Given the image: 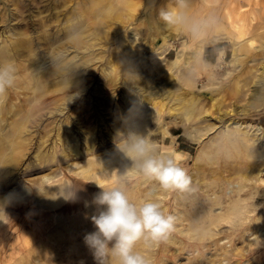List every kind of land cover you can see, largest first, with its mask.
<instances>
[{"label": "rangeland", "instance_id": "374dc122", "mask_svg": "<svg viewBox=\"0 0 264 264\" xmlns=\"http://www.w3.org/2000/svg\"><path fill=\"white\" fill-rule=\"evenodd\" d=\"M105 1L0 0V63L7 52L17 69L14 86L0 96V204L6 215L0 213V264H97L84 243V236L95 230L91 217L99 211L93 202L101 191L96 183H107L101 176L105 169H131V161L116 149L119 134L129 131L149 137L161 152L181 157L192 178L189 192H153L177 223L166 242L138 245L152 264H208V259L264 264V235L258 230L264 220V96L257 95L264 89V0H192V15L213 11L219 19L202 40L158 20L159 8L175 0H107L113 8L109 17L102 10ZM54 59H62L67 68L78 62L79 72L71 74L77 83L60 91L35 90L45 78L30 76L42 66L52 70ZM30 60L36 64L30 74L17 66ZM111 66L116 70L111 72ZM127 69L132 71L126 74ZM124 107L133 115L127 121L118 112ZM243 133L254 139L247 147L239 145ZM247 149L261 155L247 159L254 177L236 193V174L247 164ZM227 176L235 179L227 185L219 181ZM65 182L75 184V201L58 195ZM152 188L130 175L127 191L133 201ZM236 196L243 208L230 223L210 225L208 217L202 218L209 210L212 215L225 210ZM197 214L204 220H196ZM202 222L208 226L205 236L196 230Z\"/></svg>", "mask_w": 264, "mask_h": 264}, {"label": "clouds", "instance_id": "9594fccd", "mask_svg": "<svg viewBox=\"0 0 264 264\" xmlns=\"http://www.w3.org/2000/svg\"><path fill=\"white\" fill-rule=\"evenodd\" d=\"M191 6L192 0H175L172 6L159 8L158 20L166 28L184 32L195 40L205 39L219 25V19L213 11L196 17L191 14ZM16 76L13 62L0 63V96L14 86ZM119 137L116 149L131 161V169L101 172L107 183H97L101 191L93 202L99 211L91 217L95 230L84 236V243L97 264H152L151 257L138 245L143 242L150 248L166 242L177 223V217L164 210L153 192H189L192 178L179 157L161 152L149 137L133 131L120 133ZM130 175L142 177L153 186L139 201H133L128 194ZM59 186V196L66 201L76 200L74 183ZM0 213L6 216L4 204H0Z\"/></svg>", "mask_w": 264, "mask_h": 264}, {"label": "bare ground", "instance_id": "6f19581e", "mask_svg": "<svg viewBox=\"0 0 264 264\" xmlns=\"http://www.w3.org/2000/svg\"><path fill=\"white\" fill-rule=\"evenodd\" d=\"M97 1H99V0H97ZM93 2H95V1H93ZM102 5V4H101ZM100 6V5H99ZM103 11H104V15L106 16V17H109V16H111L110 15V13H112V9L113 8H111V5H110V3H109V1H105L104 2V4H103ZM100 10V9H99ZM149 13V12H148ZM75 27V26H74ZM91 27V26H90ZM88 31V30H87ZM93 31V30H92ZM84 32V31H83ZM88 32H91V31H88ZM85 34V33H84ZM95 34V33H94ZM88 36H89V34H87ZM87 35H85L86 37H88ZM84 36V35H83ZM98 36H100L101 37V35H98ZM85 37V38H86ZM57 38V37H56ZM94 39H96L95 37H93ZM92 38V39H93ZM99 38V37H98ZM96 39V40H99V39ZM102 38V37H101ZM103 39V38H102ZM88 39H86V41H87ZM21 41V40H20ZM84 41V40H83ZM105 42H106V40H104ZM122 41V40H121ZM95 42V41H94ZM99 42V41H98ZM100 42H102V40L100 41ZM104 42V43H105ZM166 39L163 37V43H165L166 44ZM83 43H85V42H83ZM76 44V43H75ZM82 45V44H81ZM100 45V44H99ZM10 46V45H9ZM70 46H72V45H70ZM89 46V45H88ZM104 46V44H102V46L101 47H103ZM86 47H87V45H86ZM91 47V46H90ZM105 47H106V45H105ZM108 47V46H107ZM89 48V47H88ZM93 48H95V45H94V47ZM92 48V51L94 50ZM119 48V47H118ZM77 49V48H76ZM87 49V48H86ZM122 49V48H121ZM120 49V50H121ZM61 50V49H60ZM123 51H124V49H122ZM127 50V49H126ZM77 51V50H76ZM88 51V50H87ZM97 51V50H96ZM55 51H53L52 53H54ZM57 53H59L58 51H56ZM62 52V51H61ZM75 53V52H74ZM77 53V52H76ZM86 53V52H85ZM95 52H93V54H94ZM121 53L123 54L124 52H122L121 51ZM60 54V53H59ZM64 54V53H63ZM112 54V53H111ZM15 56H19L20 55V53L19 52H15V54H14ZM55 55V54H54ZM53 55V56H54ZM73 55V54H72ZM75 55V54H74ZM59 56V55H58ZM69 56V55H68ZM93 56V55H92ZM94 56H95V54H94ZM99 56V55H98ZM2 57H4L3 59H2V61H4L5 63H7V61L12 57V56H10L9 55V53L7 54V52H6V54H4ZM33 57V56H32ZM49 57V56H48ZM76 57V56H75ZM118 57H119V55H118ZM132 57V56H131ZM53 58V57H52ZM51 58V59H52ZM55 58V57H54ZM81 58V57H80ZM87 58V57H86ZM95 58V57H94ZM28 59V58H27ZM32 59V58H31ZM63 59H64V57H63ZM67 59V58H66ZM72 59V58H71ZM85 59V58H84ZM110 58H108V60H109ZM112 59V58H111ZM110 59V60H111ZM116 59V58H115ZM125 59V58H124ZM14 60V59H13ZM73 60V59H72ZM72 60H70V61H72ZM88 60V59H87ZM93 60V59H92ZM95 60V59H94ZM108 60H106V61H108ZM110 60H109V62H110ZM114 60V59H113ZM141 60V59H140ZM62 59H59L58 61H57V59H56V61H55V59H54V65H56L52 70L51 69H49V70H44L43 71V66H42V70H40L39 72H38V70H37V74L36 75H34V74H32L31 76H30V80L32 79V77H33V79H35L36 81H38L39 80V78L40 77H43V78H45V82H39L38 84H37V87L36 88H34L35 90H38V89H45V90H50V88L51 87H54L55 89L54 90H62L63 89V87H66L67 85H73V84H76L77 83V78L76 77H71V74H73L74 76H76V74H77V67H79V64H78V62L77 63H72L73 65L71 66V67H68L67 68V66H63L62 64ZM67 61V60H66ZM66 61H64V62H66ZM75 61V60H74ZM84 62V61H83ZM85 62H87L86 61V59H85ZM89 62V61H88ZM88 62L86 63V64H88ZM95 62V61H94ZM104 62V61H103ZM108 62V63H109ZM67 63V62H66ZM80 63V62H79ZM113 63V62H112ZM45 64V63H44ZM68 64H69V62H68ZM67 64V65H68ZM81 64V63H80ZM85 64V63H84ZM84 64H83V66H84ZM85 64V65H86ZM107 64V63H106ZM111 64V63H110ZM114 64H116V62L114 61ZM113 64V65H114ZM34 65H36L35 64V61L34 60H30L27 64H24V63H18V65L17 66H19V68H21V69H23V70H32V71H34V70H36L35 68L34 69H31V67H33ZM53 65V66H54ZM117 65V64H116ZM127 65V64H126ZM125 65V67H127ZM81 67H82V65H80ZM88 66V65H87ZM129 66V65H128ZM16 67V66H15ZM67 69H66V68ZM80 67V68H81ZM85 67V66H84ZM112 67V66H111ZM114 67H116L115 65H114ZM132 67V66H131ZM40 68V67H39ZM88 68V67H87ZM130 68V67H129ZM155 68V67H154ZM48 69V68H47ZM30 70H29V73L28 74H30ZM80 70V69H79ZM86 70V69H85ZM113 70H116V68H113L112 67V70H111V72L113 71ZM124 70V69H123ZM130 70L131 69H127L125 72H126V74L127 73H130ZM139 70V69H138ZM19 71V70H18ZM120 71V70H119ZM122 71V70H121ZM132 71V70H131ZM79 72V71H78ZM86 72V71H85ZM105 72V71H104ZM110 72V73H111ZM115 72V71H114ZM124 72V73H125ZM20 73H22V72H20ZM81 73V72H80ZM83 73V72H82ZM166 73V72H165ZM26 74V73H25ZM106 74H108V73H106ZM118 74H121V72L120 73H118ZM168 74V73H167ZM22 75V74H21ZM54 75V77H51V76H53ZM72 75V76H73ZM90 75V74H89ZM123 75H125V74H123ZM170 75V74H169ZM77 76H79V73H78V75ZM83 76V75H82ZM129 76V75H128ZM166 76V75H165ZM171 76V75H170ZM101 77V76H100ZM141 77V76H140ZM173 77V76H172ZM27 78H28V76H27ZM42 78V79H43ZM82 77H80V79H81ZM84 78V77H83ZM129 79L128 80H130V77H128ZM132 78H134V79H136L137 78V73H136V75H133V77ZM167 78H171V77H167ZM166 78V79H167ZM41 79V78H40ZM133 80V79H132ZM152 80V79H151ZM33 81V80H32ZM44 81V80H43ZM84 81V80H83ZM134 81V80H133ZM162 81V80H161ZM167 81V80H166ZM84 83V82H83ZM86 83V82H85ZM32 84H35V83H32ZM153 84V83H152ZM151 84V85H152ZM34 86V85H33ZM33 86H32V89H33ZM173 86V85H172ZM85 87L86 86H84V89H85ZM75 89H76V87H74ZM173 88V87H172ZM75 89H73V90H75ZM53 90V91H54ZM71 90V89H70ZM73 90H71V91H73ZM90 90V89H89ZM122 90V89H121ZM170 90V89H169ZM258 90V89H257ZM260 90V89H259ZM64 91V90H63ZM67 91V90H66ZM76 91V90H75ZM91 91V90H90ZM256 91V90H255ZM255 91H253V92H255ZM9 92V91H8ZM33 92V91H32ZM38 92V91H37ZM43 92V91H42ZM77 92V91H76ZM124 92V91H123ZM167 92V91H166ZM57 93V92H56ZM63 93H65V92H63ZM69 93V92H68ZM257 93V92H256ZM255 93V94H256ZM67 94V93H66ZM78 94V93H77ZM134 94V93H133ZM168 94H170V93H168ZM125 95H127V94H125ZM171 95V94H170ZM257 95H258V97L260 98V99H262L263 100V96H264V89H261L260 91H258V93H257ZM67 96V95H66ZM69 96V95H68ZM71 96V95H70ZM39 97V96H38ZM62 97V96H61ZM61 97H59L60 98V101H61ZM65 97V96H64ZM35 98V97H34ZM127 98H128V96H127ZM129 98H131V97H129ZM128 98V99H129ZM136 98V97H135ZM134 98V99H135ZM256 98V97H255ZM54 99V98H53ZM68 99V98H67ZM145 99V98H144ZM147 100L149 101V102H152L153 103V106L152 107H154L155 106V102L153 101V99H152V97H148L147 96ZM146 100V101H147ZM62 101H63V99H62ZM137 101V100H136ZM139 101V100H138ZM147 101V102H148ZM259 101V100H258ZM143 102V101H142ZM146 102V103H147ZM262 102V101H261ZM54 103H55V101H54ZM139 103V102H138ZM140 104V103H139ZM214 104V103H213ZM137 105V104H136ZM262 105H263V103H262ZM29 106V105H28ZM65 106V105H64ZM120 106V105H119ZM187 106V105H186ZM185 106V107H186ZM260 106V105H259ZM264 106V105H263ZM126 107H128V106H126ZM171 107V106H170ZM183 107V106H182ZM190 107V106H189ZM188 107V108H189ZM9 110V109H8ZM134 110V109H133ZM140 110V109H139ZM28 111V110H27ZM130 111L131 110H128L127 108H122L120 111H118L119 112V116L121 117V118H123L124 120L123 121H127L128 120V118H129V116H131L132 114H130ZM5 112V111H4ZM39 112V111H38ZM136 112V111H135ZM163 112V111H162ZM133 116V115H132ZM161 116V115H160ZM261 116V115H260ZM259 116V117H260ZM133 118H136V116L135 117H133ZM132 118V119H133ZM28 119V118H27ZM131 119V120H132ZM137 119V118H136ZM135 120V119H134ZM136 121V120H135ZM120 122V121H119ZM132 122H134V121H132ZM118 123V122H117ZM136 122H134V125H136L135 124ZM8 124V123H7ZM25 125H26V121H25V123H24ZM113 124V123H112ZM22 125V124H21ZM138 125V124H137ZM70 126V125H69ZM117 126V125H116ZM90 127V126H89ZM118 127V126H117ZM116 127V128H117ZM121 127V126H120ZM135 127L136 126H133V128L135 129ZM138 127V126H137ZM27 128V127H26ZM59 128V127H58ZM91 128V127H90ZM124 128V127H123ZM83 129V128H82ZM120 129V128H119ZM122 129V128H121ZM137 129V128H136ZM135 129V130H136ZM19 130H20V128H19ZM253 130V129H252ZM262 130V129H261ZM85 131V130H84ZM96 131V130H95ZM264 131V130H263ZM19 132V131H18ZM75 132V131H74ZM135 132V131H134ZM16 133V132H15ZM20 133V132H19ZM21 134V133H20ZM61 134V133H60ZM82 134V133H81ZM14 136V135H13ZM80 136V135H79ZM94 136V135H93ZM110 136V135H109ZM243 137H242V139H240V143H239V145L240 146H243V145H245L246 147L250 144V142H253V140L252 141H250V138H248L247 137V133H243V135H242ZM22 137V136H21ZM66 137V136H65ZM98 139V138H97ZM74 140V139H73ZM100 140V139H99ZM238 140V139H237ZM16 141H17V139H16ZM14 142V141H13ZM113 142V141H112ZM232 142V141H231ZM68 143V142H67ZM233 144L235 145L236 144V142H233ZM19 145V144H18ZM76 145V144H75ZM83 145V144H82ZM91 145H92V143H91ZM173 145V144H172ZM80 146V145H79ZM21 147V146H20ZM17 148H18V146H17ZM16 148V149H17ZM106 149V148H105ZM108 149V148H107ZM19 150V149H18ZM2 151V150H1ZM91 151V150H90ZM248 151H250L249 149H247V155H246V159L245 160H247V159H251V158H254L255 156H259V155H261L260 153H257V155L256 154H250V152L248 153ZM262 151H264V150H262ZM39 152V151H38ZM107 152V151H106ZM173 152V151H172ZM226 152V151H225ZM230 152V151H229ZM241 152V151H240ZM108 153V152H107ZM243 153V152H242ZM80 154V153H79ZM232 154V153H231ZM238 154V153H237ZM245 154V153H244ZM5 155V154H4ZM8 155V154H7ZM14 154H12V156H13ZM110 155V154H109ZM15 156V155H14ZM90 156V155H89ZM229 156V155H228ZM103 157V156H102ZM243 157H245L244 155H243ZM104 158V157H103ZM106 158V157H105ZM181 158V157H180ZM237 158V157H236ZM15 158H12V161L14 160ZM239 160V159H238ZM16 161V160H15ZM224 161V160H223ZM237 161V160H236ZM80 162V161H79ZM91 162H93V161H91ZM96 162V161H95ZM225 162V161H224ZM246 162V161H245ZM13 163V162H12ZM64 163V162H63ZM217 163V162H216ZM242 163V162H241ZM93 164H95V163H93ZM235 164H237V162L235 163ZM244 165L239 169V170H241V172H242V174H236V177L237 178H239V181L236 183L237 184V186H236V193H239V191L241 190V189H243V187H244V183H245V181H247L248 179H250V178H253L254 176H253V173H255V172H253V170L251 171V161H250V163L248 162V160H247V164H245V163H243ZM92 165V164H91ZM239 165V164H238ZM101 167V166H100ZM106 167H107V165H106ZM108 168V167H107ZM232 168V167H231ZM231 168H229V169H231ZM236 167H234V169H235ZM239 168V167H238ZM248 168H249V170H248ZM108 169H111V167L110 168H108ZM108 169H107V171H108ZM234 169H233V171H234ZM1 170V169H0ZM88 170V169H87ZM90 170H91V168H90ZM101 170V169H100ZM99 170V171H100ZM104 170V169H103ZM103 170H101V171H103ZM106 170V169H105ZM213 170V169H212ZM228 170V169H227ZM248 170V171H247ZM82 171H84V170H82ZM92 171V170H91ZM200 171H202V169L200 170ZM230 171V170H229ZM255 171V170H254ZM260 171V170H259ZM8 172V171H7ZM98 172V171H97ZM215 172H216V170H215ZM231 172V171H230ZM258 172V171H257ZM244 173V174H243ZM95 174H97L96 173V171H95ZM215 174V173H214ZM211 175V174H210ZM219 175V174H218ZM221 175V174H220ZM219 175V177H222V176H220ZM86 176V175H85ZM214 176V175H213ZM93 177V176H92ZM199 177V176H198ZM204 177V176H203ZM228 177V176H227ZM224 178H226V177H223V178H219V181L220 182H224V183H226V185L227 184H229V183H231L228 179H231V181L232 180H234L235 179V177L234 176H230V177H228V178H226V179H224ZM232 178H234V179H232ZM103 178L100 176L99 178H98V182H101V180H102ZM216 179H217V177H216ZM201 180V179H200ZM203 181V179L200 181V182H202ZM2 182V181H1ZM0 182V183H1ZM95 183V182H94ZM97 184V183H96ZM218 184V183H217ZM223 184V183H222ZM235 185V184H234ZM212 188V187H211ZM230 190V189H229ZM216 191V190H215ZM230 192V191H229ZM159 193V192H158ZM213 193V192H212ZM219 193V192H218ZM217 193V194H218ZM221 193V192H220ZM234 193V192H233ZM213 194H215V193H213ZM156 195V194H155ZM207 195V194H206ZM223 195V194H222ZM231 195V194H230ZM241 195V194H240ZM19 196V195H18ZM212 196V195H211ZM46 197V196H45ZM209 197V196H208ZM207 197V198H208ZM237 197V196H236ZM236 197H231V198H229V200L227 201V203H226V205L224 206V208H225V210H223V211H220V212H217V213H215L214 215H212L211 213V211L209 210L207 213H205L204 215H202V218H206L207 219V217L209 218V219H207L206 221H208V223L210 222V225L211 224H214V225H219V224H221V223H223V222H231V221H233V219L235 218V217H238L240 214H241V210H242V208H243V204L242 203H240V199L241 198H236ZM213 198V197H212ZM215 198H216V196H215ZM210 199V198H209ZM205 201V200H204ZM213 201H215V200H213ZM209 203H210V201H209ZM219 203L220 202H213L212 203V205L213 204H215V205H219ZM224 203V202H223ZM211 204V203H210ZM222 205V204H221ZM201 206H204V205H201ZM210 206V205H209ZM214 206V205H213ZM207 207V206H206ZM214 208V207H213ZM194 210V209H193ZM207 210H208V208H207ZM211 210H213V209H211ZM56 211V210H55ZM64 211V210H63ZM196 211V210H195ZM198 212V211H197ZM62 213V212H61ZM185 213H186V211H185ZM189 213V212H188ZM51 214V213H50ZM59 214H60V211H59ZM191 214V213H190ZM200 214H202V213H200ZM185 215V214H184ZM194 215H195V213H194ZM199 214H197V216H198ZM48 216V215H47ZM200 216V215H199ZM199 216L198 217H196V220H204V219H200L199 218ZM189 218H191V217H189ZM188 219V218H187ZM255 221H257V220H255ZM196 222V221H195ZM191 223V222H190ZM201 223V222H200ZM203 224L205 223V222H202ZM192 224H194L193 222H192ZM203 224L202 225H198V229H196L197 230V232H198V230L200 231V233L202 232V234L204 233V236L206 235V231H205V229L206 230H208V226H206L205 224H204V228H203ZM236 224V223H235ZM238 224V223H237ZM197 225V224H196ZM196 225H194L195 227H196ZM208 225V224H207ZM209 225V226H210ZM213 225V226H214ZM240 225V224H239ZM190 226V225H189ZM194 226H192L191 227V229L194 227ZM232 226V225H231ZM250 226V225H249ZM264 226V220H262L261 221V224H258V230L259 229H261V232H262V234L264 235V227L262 228V227ZM233 227V226H232ZM257 227V226H256ZM252 229H253V227H251ZM250 228V229H251ZM190 229V230H191ZM195 228H193L192 229V232L193 231H196V230H194ZM219 229H222V228H219ZM219 229H218V232H219ZM249 230V229H248ZM224 232V231H223ZM234 232V231H233ZM242 232H243V230H242ZM241 232V233H242ZM251 232V231H250ZM254 232V231H253ZM194 233V232H193ZM196 233V232H195ZM220 233V232H219ZM240 232H238V234H239ZM246 233V232H245ZM210 234V233H209ZM227 234V233H226ZM195 235V234H194ZM199 235V234H198ZM198 235H196V236H198ZM208 235V234H207ZM201 236V235H200ZM199 236V237H200ZM239 236V235H238ZM243 236V235H242ZM203 237V236H202ZM226 237H229L228 235H226ZM244 238H245V236H243ZM214 238V237H213ZM217 238V237H216ZM214 239V240H216V241H214L213 243H214V245H215V247L214 248H216V246H217V244H218V242H217V239ZM241 238V237H240ZM229 239V238H228ZM206 240V239H205ZM239 240V239H238ZM245 240V239H244ZM210 241V240H209ZM229 241V240H228ZM215 242H217V243H215ZM231 242V241H230ZM212 243V242H211ZM210 243V244H211ZM197 244V243H196ZM201 244H203V243H201ZM209 244V243H208ZM234 244V243H233ZM198 245V244H197ZM204 245V244H203ZM192 246V245H191ZM194 246V245H193ZM196 246V245H195ZM205 246V245H204ZM226 246V245H225ZM199 247V246H198ZM210 247H211V245H210ZM219 247V246H218ZM197 248V247H196ZM204 248V247H203ZM220 249V248H219ZM221 250H222V248H221ZM233 250V249H232ZM232 250H230V251H232ZM242 250H245V249H242ZM160 251V250H159ZM199 251H202V250H200L199 249ZM214 251H215V249H214ZM162 252V251H161ZM216 252V251H215ZM214 252V253H215ZM220 252V251H219ZM223 252V251H222ZM242 253H243V251H242ZM163 254V253H162ZM167 254V253H166ZM169 254H167V256H168ZM221 255V254H220ZM166 256V257H167ZM199 256V255H198ZM251 256H253V255H251ZM169 257V256H168ZM205 257V256H204ZM213 257V256H212ZM215 257V256H214ZM159 259V258H158ZM220 259V258H219ZM223 259V258H222ZM168 260V259H167ZM199 260V259H198ZM197 260V261H198ZM210 262H212L210 259H208ZM245 260H247V259H245ZM194 261V260H193ZM208 261V262H209ZM162 262V261H161ZM196 262V261H195ZM209 262V263H210ZM214 262V261H213ZM212 262V263H213ZM218 262V261H217ZM255 262V261H254ZM208 263V264H209ZM213 264H215V262L213 263ZM256 264V263H255Z\"/></svg>", "mask_w": 264, "mask_h": 264}]
</instances>
